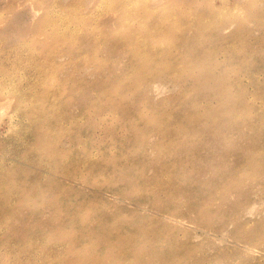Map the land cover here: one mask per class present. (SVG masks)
Wrapping results in <instances>:
<instances>
[{
	"label": "rangeland",
	"instance_id": "obj_1",
	"mask_svg": "<svg viewBox=\"0 0 264 264\" xmlns=\"http://www.w3.org/2000/svg\"><path fill=\"white\" fill-rule=\"evenodd\" d=\"M0 264H264V0H0Z\"/></svg>",
	"mask_w": 264,
	"mask_h": 264
}]
</instances>
